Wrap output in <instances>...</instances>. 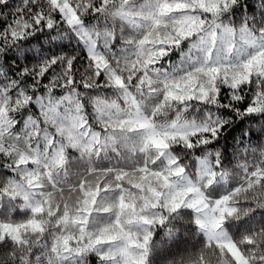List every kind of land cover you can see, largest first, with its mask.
I'll return each instance as SVG.
<instances>
[{
  "label": "snow or ice",
  "instance_id": "snow-or-ice-1",
  "mask_svg": "<svg viewBox=\"0 0 264 264\" xmlns=\"http://www.w3.org/2000/svg\"><path fill=\"white\" fill-rule=\"evenodd\" d=\"M0 264H264V0H0Z\"/></svg>",
  "mask_w": 264,
  "mask_h": 264
},
{
  "label": "trees",
  "instance_id": "trees-1",
  "mask_svg": "<svg viewBox=\"0 0 264 264\" xmlns=\"http://www.w3.org/2000/svg\"><path fill=\"white\" fill-rule=\"evenodd\" d=\"M172 59H176V57H172ZM245 125L241 124L239 127L235 128L232 132H231V136H238L241 129L244 128ZM231 136H229V141H231Z\"/></svg>",
  "mask_w": 264,
  "mask_h": 264
}]
</instances>
